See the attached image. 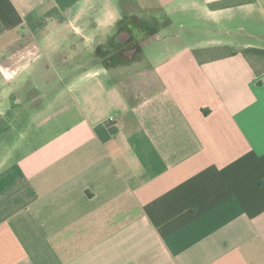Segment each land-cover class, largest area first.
I'll return each instance as SVG.
<instances>
[{"label": "crops", "instance_id": "1", "mask_svg": "<svg viewBox=\"0 0 264 264\" xmlns=\"http://www.w3.org/2000/svg\"><path fill=\"white\" fill-rule=\"evenodd\" d=\"M0 264H264V0H0Z\"/></svg>", "mask_w": 264, "mask_h": 264}, {"label": "trees", "instance_id": "2", "mask_svg": "<svg viewBox=\"0 0 264 264\" xmlns=\"http://www.w3.org/2000/svg\"><path fill=\"white\" fill-rule=\"evenodd\" d=\"M150 36V35H149ZM146 39V35L144 34H138V42H144V40ZM139 45V43H137Z\"/></svg>", "mask_w": 264, "mask_h": 264}]
</instances>
